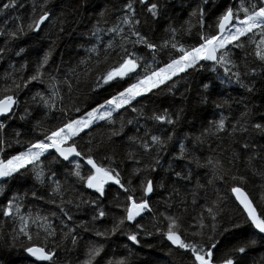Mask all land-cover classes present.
Here are the masks:
<instances>
[{
	"label": "snow or ice",
	"instance_id": "obj_1",
	"mask_svg": "<svg viewBox=\"0 0 264 264\" xmlns=\"http://www.w3.org/2000/svg\"><path fill=\"white\" fill-rule=\"evenodd\" d=\"M157 237L264 264V0H0V264H153Z\"/></svg>",
	"mask_w": 264,
	"mask_h": 264
},
{
	"label": "trees",
	"instance_id": "obj_2",
	"mask_svg": "<svg viewBox=\"0 0 264 264\" xmlns=\"http://www.w3.org/2000/svg\"><path fill=\"white\" fill-rule=\"evenodd\" d=\"M97 2H102V0H97ZM77 39V37H65L63 45L61 46L59 53L56 56V62L59 63L61 58H63L65 60V62H67L68 60V55L67 53H71L72 56H75L74 51L71 49V47H69L75 40ZM99 95L96 96V100H100L101 102H103V98L105 96L108 95V93H106L103 89L99 90ZM161 104H163L164 106H167L170 102L171 99L168 97H162L160 100ZM256 103L259 104L260 103V99L257 98ZM90 106H95L94 101L92 100H87L83 105L82 108L84 110H90ZM206 115H208L209 118H211V110H208ZM239 231V230H238ZM250 231V229L248 230ZM228 239H232L231 237H229ZM152 247L149 248L148 246H145V248L143 249V251L140 252V258L141 259H150L153 264H178V260L180 258L179 254L176 252H169L167 243L164 242L161 238H153L150 241ZM224 243H227V240L224 241ZM150 253V254H149ZM261 255H264V251L257 249V251L252 253V256L256 257L257 259H259V257Z\"/></svg>",
	"mask_w": 264,
	"mask_h": 264
}]
</instances>
